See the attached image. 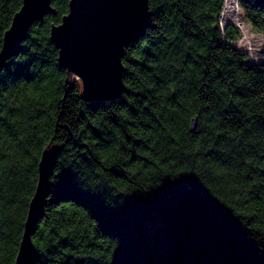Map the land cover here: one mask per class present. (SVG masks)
Listing matches in <instances>:
<instances>
[{
	"label": "trees",
	"instance_id": "obj_1",
	"mask_svg": "<svg viewBox=\"0 0 264 264\" xmlns=\"http://www.w3.org/2000/svg\"><path fill=\"white\" fill-rule=\"evenodd\" d=\"M68 1L4 53L22 0H0V264L52 144L30 264H264V48L233 45L226 0H148L120 96L85 101L49 38ZM236 2L264 37V0Z\"/></svg>",
	"mask_w": 264,
	"mask_h": 264
},
{
	"label": "water",
	"instance_id": "obj_2",
	"mask_svg": "<svg viewBox=\"0 0 264 264\" xmlns=\"http://www.w3.org/2000/svg\"><path fill=\"white\" fill-rule=\"evenodd\" d=\"M52 0H22L2 36V50L8 52L23 37L30 24L53 12ZM150 18L148 0H69L61 21L52 24L49 38L58 50V61L71 81H78L85 101L116 99L123 88L122 62L125 45L140 34ZM195 119L191 121V130ZM58 145L42 150L38 178L28 205L24 229L14 264H30L33 257L31 233L38 218L47 180Z\"/></svg>",
	"mask_w": 264,
	"mask_h": 264
},
{
	"label": "rangeland",
	"instance_id": "obj_3",
	"mask_svg": "<svg viewBox=\"0 0 264 264\" xmlns=\"http://www.w3.org/2000/svg\"><path fill=\"white\" fill-rule=\"evenodd\" d=\"M225 5L224 12L221 14L222 23L231 21L241 30V35L232 41L233 45L240 51H246L247 62L259 61L264 48L263 35L253 31L247 23L241 20L240 8L235 0H226Z\"/></svg>",
	"mask_w": 264,
	"mask_h": 264
},
{
	"label": "built area",
	"instance_id": "obj_4",
	"mask_svg": "<svg viewBox=\"0 0 264 264\" xmlns=\"http://www.w3.org/2000/svg\"><path fill=\"white\" fill-rule=\"evenodd\" d=\"M236 1V0H235ZM221 20V19H220ZM219 23H220V25H222L223 23H222V20L221 21H219Z\"/></svg>",
	"mask_w": 264,
	"mask_h": 264
}]
</instances>
